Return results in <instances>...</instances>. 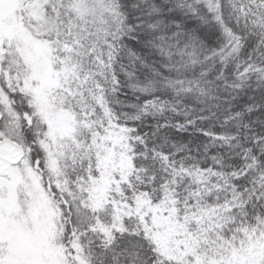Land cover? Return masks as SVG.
Returning <instances> with one entry per match:
<instances>
[{"label": "snow or ice", "instance_id": "snow-or-ice-1", "mask_svg": "<svg viewBox=\"0 0 264 264\" xmlns=\"http://www.w3.org/2000/svg\"><path fill=\"white\" fill-rule=\"evenodd\" d=\"M0 264H264V0H0Z\"/></svg>", "mask_w": 264, "mask_h": 264}]
</instances>
